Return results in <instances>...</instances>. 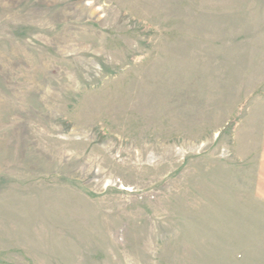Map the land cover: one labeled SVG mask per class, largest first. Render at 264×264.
I'll return each mask as SVG.
<instances>
[{"label": "rangeland", "instance_id": "374dc122", "mask_svg": "<svg viewBox=\"0 0 264 264\" xmlns=\"http://www.w3.org/2000/svg\"><path fill=\"white\" fill-rule=\"evenodd\" d=\"M0 264H264V0H0Z\"/></svg>", "mask_w": 264, "mask_h": 264}]
</instances>
